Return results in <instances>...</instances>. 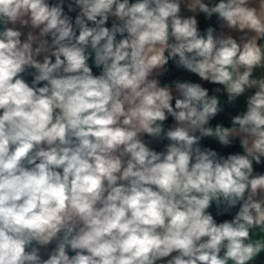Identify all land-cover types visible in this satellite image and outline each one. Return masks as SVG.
<instances>
[{"label":"clouds","instance_id":"1","mask_svg":"<svg viewBox=\"0 0 264 264\" xmlns=\"http://www.w3.org/2000/svg\"><path fill=\"white\" fill-rule=\"evenodd\" d=\"M0 264H264V0H0Z\"/></svg>","mask_w":264,"mask_h":264}]
</instances>
